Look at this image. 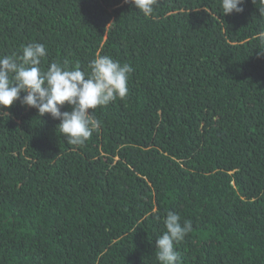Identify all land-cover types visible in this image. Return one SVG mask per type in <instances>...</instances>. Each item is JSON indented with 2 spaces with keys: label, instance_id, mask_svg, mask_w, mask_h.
I'll use <instances>...</instances> for the list:
<instances>
[{
  "label": "trees",
  "instance_id": "trees-1",
  "mask_svg": "<svg viewBox=\"0 0 264 264\" xmlns=\"http://www.w3.org/2000/svg\"><path fill=\"white\" fill-rule=\"evenodd\" d=\"M243 8L0 0V57L41 43L43 71L134 69L83 146L19 100L0 109V264H160L169 211L193 225L179 264H264V16Z\"/></svg>",
  "mask_w": 264,
  "mask_h": 264
},
{
  "label": "clouds",
  "instance_id": "clouds-1",
  "mask_svg": "<svg viewBox=\"0 0 264 264\" xmlns=\"http://www.w3.org/2000/svg\"><path fill=\"white\" fill-rule=\"evenodd\" d=\"M245 2L220 0L222 14L242 13ZM251 2L260 16H264V0ZM124 3L149 17L157 0H124ZM259 38L264 42V33ZM45 56V45L31 43L19 55L0 57V109L9 108L19 100L22 106L36 109L39 116L49 114L59 120L57 130L68 145L83 146L100 127L91 110L107 106L117 97L124 99L129 91V75L134 69L110 56L97 55L89 62V71L79 65L69 70L67 65L58 62L43 71L40 65ZM65 104L70 106V111H61ZM163 223L165 231L155 240L156 258L160 264H179L174 244L192 231V222L185 220L182 224L180 216L169 211Z\"/></svg>",
  "mask_w": 264,
  "mask_h": 264
}]
</instances>
